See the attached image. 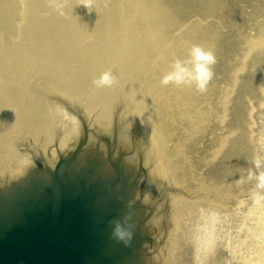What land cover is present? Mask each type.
I'll return each mask as SVG.
<instances>
[{
    "label": "bare ground",
    "instance_id": "6f19581e",
    "mask_svg": "<svg viewBox=\"0 0 264 264\" xmlns=\"http://www.w3.org/2000/svg\"><path fill=\"white\" fill-rule=\"evenodd\" d=\"M54 1L57 2L56 0H48L47 4L50 5L52 2L56 7ZM16 3L20 8L25 5L24 0H16ZM57 9L60 8L57 6ZM169 11H171L169 8L165 9V6L159 3L130 0L123 11V15L128 22H121V25H123L121 29H123L124 34L110 33L109 37L107 36L105 39V43L101 44V54H96L91 50L73 53L69 51V54H67L65 50H60L56 53L52 52L50 56H53V58L49 60L50 65H48V58L45 54L42 56L37 54V59L31 60L29 63L31 66H28L29 68L36 66L37 71L35 70V72L34 70H27V67L23 68L25 64L28 65L26 61L24 65L17 68L7 67L9 72H5L7 73L6 83L0 84V149L6 150L3 154L7 155L4 159L0 158V165H2L0 167L8 166V171L3 177L8 179L32 164V159H26L23 155L17 158L19 160L12 162L9 160L8 157L13 155L9 156L10 151H12L11 147L6 148L7 138L9 139L16 132L25 130L35 133L33 135L35 139H46L50 143H41V147L50 146L49 151L58 150V152L66 149L69 144L68 141L77 137L76 133L78 131L75 130L77 123L73 118H70L73 124L68 121L63 126L59 139L57 140L56 137L53 141L55 144L52 143L51 145L52 140L49 139L52 137L54 126L59 124L61 117L58 112L53 114L54 101H46L45 97L40 95L41 92L44 95H46L45 91L53 92L55 100L59 95H65L73 102H79L81 105L85 102L86 105L91 107L88 113H92L93 108L97 107L96 102L99 100L97 94L99 96L100 88L107 89V87H111V85L97 87L94 81L98 80L104 73H109L111 78L114 76L119 77L124 73L129 75L130 70L126 67H121L119 71H112L108 68V65L114 62L123 63L131 69H136L135 78L142 80L141 86H145L141 90L139 89L138 92H135L137 87H134L131 91L134 95L131 104L133 112L137 113L139 111V108L134 107V101L137 102L139 98L143 99L146 91H149L152 95V100L147 101V105L154 107V111L146 113L144 115L145 119H143L154 126L148 134L151 133V136H149L163 170L167 172L170 169V172L172 171L170 174L164 172L166 180L169 184L174 182L172 185L177 191H180V189L177 187L176 181L183 182L178 185L179 187L186 184L187 189L186 187L184 189L189 191L185 192L187 193L186 196L192 194L189 189L193 190L195 194L193 200L184 199L181 192L174 193L171 198L169 230L164 245L165 261H162V264H264V175L261 174L262 177L255 178V180L246 177L248 180L246 183L245 178L238 179L234 177L236 173L230 172L227 165L224 166V169H202L201 172H197L195 169L188 172V168L181 166L188 155L184 154V149L178 148L183 147L182 140L186 142L190 136L195 135L199 130H203V125L205 126V122L208 120L209 111L219 109V105L209 101L207 90L211 91L214 97L217 96V98L221 93L217 92L215 81L213 79L211 81L207 73L201 76L198 82L193 80L188 85H177L172 82L163 84L161 82L162 78L173 70L172 65L176 60H187L188 68L191 70L195 60L190 53V47L199 42L195 38L196 32L188 36L186 28L188 27L186 24L188 20H184L186 25L182 26L185 31L183 35L180 32H175L176 28L172 33L168 32L165 23L162 26L160 25L162 15L169 19ZM262 13H264V6L261 9ZM213 18L218 19L219 24L222 22L219 16ZM215 21L217 24V20ZM263 22L264 17L262 22L260 20L255 21V24L261 23L259 28H256L254 32L251 31L250 35L245 34L246 37H254L257 45L253 47H256L254 51L257 53L254 55H257L260 62L264 59V49L262 47L264 45ZM111 27L113 26L111 25ZM202 27L205 31L207 30L204 24H202ZM235 33L236 36L242 37L239 32L235 31ZM164 34L167 38L164 37ZM67 39L73 40L72 37H67ZM239 41L242 42L240 39ZM48 47L53 49L55 45L51 41L41 43L38 45L40 49L38 51H44L45 49L50 52L51 50L47 49ZM205 52L213 54L211 50ZM214 60L207 62L209 69H212L215 63ZM91 61L95 64L88 67ZM39 65L41 66L39 67ZM46 65L50 67L49 71L45 69ZM80 66L84 67L82 70L83 75L79 70V72L75 71ZM89 68L93 71V74H90ZM140 72H146L147 77L144 76L141 79ZM148 73H150V76ZM12 81H16V86H11ZM148 83L153 87L147 85ZM244 86L245 82L243 81L242 87L244 88ZM204 94L207 96V101L214 104L209 105L208 102V111L204 108L206 104ZM223 94L226 98V93L223 92ZM237 97L239 99L241 96L238 94ZM175 101L178 104L177 108L180 109L178 111L181 112L179 116L184 115L183 120L186 122V126L183 136L180 133V138L173 139L171 137L173 143L170 148V142L166 138L165 131L173 112L170 109V104L172 105V102ZM221 101L222 98L219 102ZM225 102L227 104L224 106H229V99ZM230 103L232 111H235L236 106H241V100L232 101L230 99ZM163 105L169 107V109L166 108L167 115L159 108ZM156 107L160 116L155 109ZM103 110L105 112L104 108ZM262 111L264 112V106ZM107 115L109 114L99 111L96 119L104 118ZM156 116L159 118L157 119ZM135 119L139 121L138 118ZM236 125L237 122L234 126ZM229 126V121L228 124L223 126L224 138L222 136V141L225 148L229 145L230 133L238 131L237 127ZM248 133V131L244 132L247 137L246 142L249 141ZM57 134L58 130L55 131V135ZM188 141V148H190L192 139L189 138ZM235 143L233 146H236ZM8 146H10V143H8ZM227 150H230V147ZM180 156H182V163L178 165L175 160ZM209 156L210 153L206 152L201 159L207 157V161L211 159L207 164H213L212 157L214 155ZM246 161L247 159H242L238 166L244 167ZM245 173L247 176L249 175L247 172ZM242 174L245 175L243 172ZM219 239H221L220 245L217 244ZM172 245L173 247H171ZM168 250L173 252L175 250L176 252L173 253L175 255H173V262L168 256Z\"/></svg>",
    "mask_w": 264,
    "mask_h": 264
},
{
    "label": "rangeland",
    "instance_id": "374dc122",
    "mask_svg": "<svg viewBox=\"0 0 264 264\" xmlns=\"http://www.w3.org/2000/svg\"><path fill=\"white\" fill-rule=\"evenodd\" d=\"M56 1L57 2L54 1L56 3V7H54V3L52 2L50 5L47 4L48 0H24L25 5H22L20 8L16 3V0H0V84L6 83L5 77L9 72V68L7 67H10L11 69L17 68L24 65L26 61L28 65L25 64L23 68L27 67V70H34V72L35 70L37 71L36 66L28 67L31 66L29 65L31 60L37 59V54L39 56L45 54L48 58V65L51 63L49 60L53 58V56H50L52 55V52L56 53L60 50H65L67 54H69V51L73 53L84 50H91L96 54H101V44L105 43V39L107 36L109 37L110 33L116 32V34H124L123 29H121L123 27L121 22H128L123 15V11L125 5L129 3L130 0ZM133 1L139 2L142 0ZM145 1L159 3L160 5L165 6V9L169 8L171 10L168 12L169 19H166L162 15L160 18V25L162 26L165 23L168 32L172 33L176 28L175 32H180V34L183 35V32L185 33V31L182 26L187 24L188 27L186 28L188 36H191L194 32L197 33H195V38L198 39L199 42H196L194 45L201 46L202 49L204 48V51H213L212 55L215 59L213 61L215 63L212 69H210V75L208 73L207 75L211 81L212 79L215 81L216 90L221 94L219 95V98H217V96L214 97V94L209 90H207V94L210 98L209 101L219 105V109L210 110L208 120L205 122L206 125L204 126L202 124L203 130H199L195 135L189 137L192 139L190 148H188L189 138L186 142L184 140L181 142L180 139L183 147L178 148L184 149V154H188L186 161L181 166L188 168L190 170H188V172H191L192 169L201 172L204 169L210 168L224 169V166L227 165L230 172L236 173L234 177H237L238 179L245 178L244 181L246 183L248 181L247 178L255 180V178L262 177L261 174L264 175V112L262 111L264 106V59L260 62L257 55H254L257 54L254 51L256 47L253 48L254 45L257 46L254 37H246L245 34L250 35L251 31L254 32L255 29H258L261 25V23L255 24V21L260 20L262 22L264 13L261 14V9L264 6V0ZM57 6L60 9H57ZM218 16L222 19L220 24L218 19L213 18ZM184 20H188L186 24H184ZM215 20H217V24ZM202 24L207 28L206 31L203 29ZM235 31L239 32L242 37L236 36ZM164 33L166 32L164 31ZM67 37H72L73 40L67 39ZM164 37L167 38L165 34ZM239 39L242 42H240ZM47 41H51L55 47L53 49L48 47L47 49H50V52H47L45 49L44 51H38L40 50L38 45L46 43ZM262 47L264 49V45H262ZM94 64L95 63L91 61L88 67ZM40 66L41 65H39V67ZM121 67L128 68L130 70L129 75L123 72L124 75L112 77V83L110 84L111 87H107V89L100 88V94L99 96L97 94V98H99V100H106L107 98L103 95L107 94L108 101L111 103L108 110L109 113L111 111L116 113L114 109H118L117 113L122 115L120 118L123 119L119 120V123L127 119H133L136 121L137 119H135L131 113L130 108L129 112L125 109V103L129 107V101L126 102L125 100L127 99H124V97L126 93L132 94L131 91L134 87H137L135 88V92H138L139 89L141 90L145 86H141L142 80L135 78L136 69H131L128 65L119 62H114L113 64L108 65V68L112 69V71H119ZM45 69L49 71L50 67L46 65ZM83 69L84 67L80 66V68H76L75 71H80L83 75ZM88 70L90 74H93V71L90 70V68ZM25 74L23 75L25 76ZM148 74L150 76V73ZM205 74L206 72L201 73L200 77ZM15 76L17 75L15 74ZM139 76L142 79L144 76L147 77V73L140 72ZM243 81L245 82L244 88L242 87ZM12 82L11 86H16V81ZM147 85L151 86L150 83ZM152 87L153 85L151 88ZM109 91L114 92L115 98L109 96ZM223 92L226 93V98H224L225 96ZM45 93L46 95L41 92L40 95L44 96L46 101L55 100V98L51 96L55 95L54 93L51 91H45ZM238 94L241 96L239 99L237 97ZM203 96L207 104L204 105V108L208 111L209 101H207L206 94ZM113 98L114 101L112 103L111 99ZM221 98L222 101L219 102ZM228 99L229 106L225 107L224 105L227 104L225 101ZM230 99H232V101L241 100V106L238 104L239 106H236L235 111H232L230 108ZM151 100V93L146 91L141 104H144L143 106L149 108L145 109L147 112H152V109L154 110V107L147 105V101ZM100 103L101 102L99 101V104ZM209 105L214 104L210 103ZM170 107L173 112L170 115V120L168 118L169 122L166 127L165 135L170 142L169 145L171 148L173 143L171 142V137L173 139L180 138V133H182L181 135L183 136L186 122L183 120L184 115L179 116L181 112L178 111L180 109L177 108L178 104L176 101L172 102ZM66 108V104L60 103L56 110L60 115ZM159 108H161V110L167 115L166 108L169 109L168 105L159 106ZM155 109L160 116L157 107ZM145 110L144 113H146ZM109 115L112 116L113 113L111 112ZM156 118L158 119L159 117L156 116ZM238 120H240V122H238ZM228 121L230 125L229 127H237L238 131L232 134L230 133V142L225 148V144L222 141L224 138L223 126L228 124ZM236 122L237 125L234 126ZM142 123L149 125V123L144 120H142ZM246 131L249 132L248 142H246L247 137L244 134ZM20 133L21 132H16L11 136V146L18 147L19 144L20 149H22L20 151L16 149V153L18 154L27 150L25 149L26 147L31 149L33 144L36 143L50 144L46 139H35L33 137L35 133L25 130L22 131V134L24 135L22 140L18 139L16 134L19 135ZM168 136H170V138H168ZM51 140L52 142L54 141L52 137ZM234 143L236 146H233ZM229 147L230 150H227ZM206 152H209L211 157L214 155L212 157L213 164H207L211 160L207 161V157L201 159L202 155ZM158 154L161 156L159 152ZM242 159H247V161L245 166L241 168V166L238 165H240ZM175 161L178 165L181 164L182 156ZM203 161L207 162L204 163ZM171 172L169 169L166 173L170 174ZM242 172L245 175H243ZM245 172L249 175L247 176ZM176 183L180 191H177L172 185L174 182L168 184V187L171 190L170 193L168 191L169 197L170 194L172 195L181 192L184 199L193 200L195 197L194 191L188 188L192 191V194L186 196L187 193L185 192H189L186 190L187 185L184 184L182 187H179L178 185L183 182L180 183L176 181ZM184 187H186V189H184ZM219 235L222 238L220 233ZM217 244H221V239L217 241ZM171 247H173V245ZM168 252V256H170L172 260L173 253L176 252L175 250L174 252L168 250Z\"/></svg>",
    "mask_w": 264,
    "mask_h": 264
},
{
    "label": "water",
    "instance_id": "95a60500",
    "mask_svg": "<svg viewBox=\"0 0 264 264\" xmlns=\"http://www.w3.org/2000/svg\"><path fill=\"white\" fill-rule=\"evenodd\" d=\"M135 122L124 124L142 133ZM146 139L151 162L152 156L160 162L149 134L140 147ZM87 151L78 147L52 168L39 165L2 188L0 264H156L160 241L153 228L155 207L147 197L154 185L149 169L133 151H97L93 157ZM47 160L41 163L52 161ZM24 170L7 180L20 179ZM126 215L132 235L119 241L111 222Z\"/></svg>",
    "mask_w": 264,
    "mask_h": 264
},
{
    "label": "clouds",
    "instance_id": "9594fccd",
    "mask_svg": "<svg viewBox=\"0 0 264 264\" xmlns=\"http://www.w3.org/2000/svg\"><path fill=\"white\" fill-rule=\"evenodd\" d=\"M190 53L195 60L191 70L188 68L187 60H176L172 65L173 70L162 78L161 82L163 84L172 82L177 85H188L193 80L198 82L202 72H206L210 75V69L206 62H211L214 59L212 53L205 52L199 45H193L190 49ZM111 83L112 79L109 73L102 74L98 80L94 81L97 87L109 86ZM111 234L113 238L119 241H126L129 239L132 235L130 217L126 215L123 218L112 221Z\"/></svg>",
    "mask_w": 264,
    "mask_h": 264
}]
</instances>
